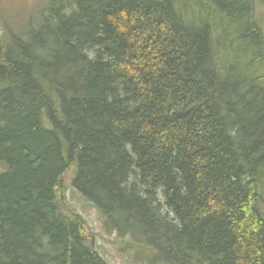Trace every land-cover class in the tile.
Returning a JSON list of instances; mask_svg holds the SVG:
<instances>
[{"label": "trees", "instance_id": "trees-1", "mask_svg": "<svg viewBox=\"0 0 264 264\" xmlns=\"http://www.w3.org/2000/svg\"><path fill=\"white\" fill-rule=\"evenodd\" d=\"M45 4L0 32V264H109L68 173L136 264H264V0Z\"/></svg>", "mask_w": 264, "mask_h": 264}, {"label": "rangeland", "instance_id": "rangeland-1", "mask_svg": "<svg viewBox=\"0 0 264 264\" xmlns=\"http://www.w3.org/2000/svg\"><path fill=\"white\" fill-rule=\"evenodd\" d=\"M45 2L47 0H0V28L10 29L11 33L14 34L17 30H25L30 22L39 24L43 20L44 11L47 8ZM262 10L261 13L264 15L263 7ZM259 17L264 19V17ZM261 24L263 27L264 20ZM62 207L73 209L82 214L85 224L94 235L95 248L106 258L109 264H136L134 251L128 248L124 242L126 238L120 236L118 232L108 231L104 227L99 212L70 185L69 178L66 179L65 183ZM150 264L156 263L151 262Z\"/></svg>", "mask_w": 264, "mask_h": 264}, {"label": "bare ground", "instance_id": "bare-ground-1", "mask_svg": "<svg viewBox=\"0 0 264 264\" xmlns=\"http://www.w3.org/2000/svg\"><path fill=\"white\" fill-rule=\"evenodd\" d=\"M92 57H93V55L91 56V54H88V59H91V60H88L87 58H84V59H83V63H80V62H79V63L73 68V70H74L75 72H81V71H83V70H85V69H89L90 66L93 67L94 65H99L100 62H99L98 60H96V59H93ZM75 72H74V73H75ZM72 73H73V72H72ZM79 84H80V81H79ZM22 85H24V84H22ZM81 85H82V84H81ZM81 85H80V86H81ZM19 87L21 88V86H19ZM8 88H9L10 90L13 89V90H12L13 95H14V94L16 95V94L18 93V90H19V89L17 90V87L14 86V84H9V85H8ZM42 91H43V90H42ZM70 93H71V92H70ZM66 97H67L68 100L74 98V97H75L74 92L71 93L69 96H66ZM67 178H69V181L71 180V179H70V174H69V173H68L67 175H65V177L63 178V179L65 180V183H66V179H67ZM248 178H249V177L243 176L241 182H242V183L246 182V181L248 180ZM91 204H92V206L98 211L97 206H95V204L92 203V202H91ZM63 210H64L65 212L72 211V212H75V213H77V214H79V215L82 216V214H81L80 212L75 211V210H73V209H64V208H63ZM98 212H99V211H98ZM99 213H100V212H99ZM72 214H73V213H72ZM82 217H83V216H82ZM33 233H34V237L37 239V243L34 244V246H37V247L34 249V252H35V253H38V254H45V255L47 256V258L49 259V261L52 262V261H53L52 258L54 257V252H56V250L58 249L57 246H55L52 242H47V234H43V233H41L39 227H35ZM46 244H47V245H46ZM45 245H46V246H45Z\"/></svg>", "mask_w": 264, "mask_h": 264}]
</instances>
